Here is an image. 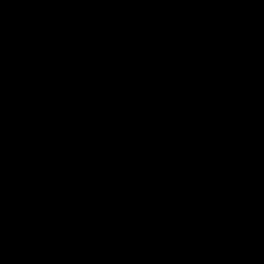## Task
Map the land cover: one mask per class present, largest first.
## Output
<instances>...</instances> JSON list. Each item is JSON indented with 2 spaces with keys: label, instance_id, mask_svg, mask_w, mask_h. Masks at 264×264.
Returning <instances> with one entry per match:
<instances>
[{
  "label": "water",
  "instance_id": "water-1",
  "mask_svg": "<svg viewBox=\"0 0 264 264\" xmlns=\"http://www.w3.org/2000/svg\"><path fill=\"white\" fill-rule=\"evenodd\" d=\"M0 264H264V0H0Z\"/></svg>",
  "mask_w": 264,
  "mask_h": 264
}]
</instances>
